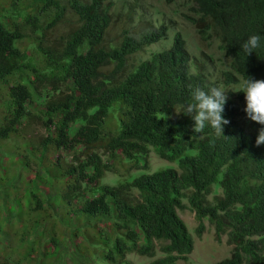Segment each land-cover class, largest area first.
I'll return each mask as SVG.
<instances>
[{"label":"trees","instance_id":"16d2710c","mask_svg":"<svg viewBox=\"0 0 264 264\" xmlns=\"http://www.w3.org/2000/svg\"><path fill=\"white\" fill-rule=\"evenodd\" d=\"M1 1L0 142L29 147L9 163L31 177L17 190L20 175L0 172V264H92V256L94 264H131L128 254L151 259L145 264L186 262L192 238L176 213L183 199L196 235L206 219L231 245L214 264H264V144L255 143L262 126L235 109L238 100L246 106L240 81L264 79V0H188L197 37L216 40L222 54L216 85L198 66L211 57H189L179 34L131 62L164 39L165 27L135 33L122 25L109 38L110 0ZM253 34L260 47L247 55L242 44ZM221 86L230 121L223 136L207 125L193 131L179 106L194 102L195 88ZM34 97L42 103L31 112ZM31 124L46 135L26 138ZM149 150L176 169L146 172ZM134 169L145 172L119 181ZM105 174L120 178L99 184Z\"/></svg>","mask_w":264,"mask_h":264},{"label":"rangeland","instance_id":"374dc122","mask_svg":"<svg viewBox=\"0 0 264 264\" xmlns=\"http://www.w3.org/2000/svg\"><path fill=\"white\" fill-rule=\"evenodd\" d=\"M3 1L0 0V4ZM112 3V11L115 15H112V24L113 30L108 37H113L118 34L121 29L120 26L125 25V28L129 31H135L139 33V30L142 26H149L150 28H159V26H164V39L157 41L155 44H151L146 48H143L141 52L135 54L130 59L131 62L138 63L139 60L147 59L151 53L161 51L164 48H168L170 39L173 34H179L180 37L184 38L186 51L190 57L195 56L200 58V53L202 55L210 56L212 62L215 61L218 57H221L220 51L218 50V43L216 40H212L209 43L202 42L198 40V37L194 31L193 26L189 23L186 17H192V13L188 12V0H110ZM117 9V10H116ZM127 13L131 14V18L128 19L127 23H122L125 15ZM141 25H140V24ZM133 27V29H130ZM58 34V30L54 32L50 37H53ZM116 39V38H115ZM205 61V59H204ZM206 69L216 70L220 67V64L216 62L215 66H211L210 63L205 64ZM47 90H42L39 95H42ZM245 101V98H244ZM42 103V97H37L27 105V108L31 112H36ZM1 116V110H0ZM28 134L25 135L26 138L45 136L46 132L42 127L38 124H31L28 127ZM17 143H20L19 139H11L9 141L0 142V165L4 166L2 170H0L1 175L4 177H14L18 178L20 175L19 182H15V187L17 190L24 187V181L29 179L31 176L27 171H20L19 166L15 165L17 156L24 154V152L29 153V147H25L23 151L22 148H18ZM17 147V148H16ZM101 151V150H100ZM100 153V152H99ZM60 156V154H56L55 157ZM63 156H65L63 154ZM15 161L9 163V160ZM66 160H69L67 156H65ZM102 159L104 157L102 156ZM143 162L146 165V172H152L157 169L162 168H173L176 169V163H170L165 160H162L156 156V154L149 150L145 160ZM31 167V166H29ZM145 171L140 169H134L126 175L121 177L123 181H129L132 177H134L137 173H144ZM120 178L116 175L105 174L104 177L100 180L99 184H110L113 185L114 181L116 183L117 179ZM11 179V178H10ZM8 183L4 182V184ZM3 192L2 190H0ZM16 192V191H15ZM4 193V192H3ZM2 197V194H0ZM208 199L210 198L207 197ZM183 208L181 210H177V215L184 223L187 231L191 235L192 238V251L187 256V261L183 262L181 260H177L174 264H214L222 259L228 258L230 255L231 245L226 243L225 234H219L216 236L214 231V226L210 224L206 219H201L202 229L199 231V234L196 235L197 228V220L195 218V214L193 210H191L187 204V202L183 199L181 201ZM56 230L61 232L63 236L69 237L70 230L69 227H64L63 225L57 224ZM2 237H0V246H3ZM40 247L42 242L39 244ZM159 254H156L155 257H158ZM92 260L97 263L96 257L92 256L90 261L92 264ZM125 260L130 262L131 264H145L149 262L151 259L140 257L134 254H128L125 256ZM62 264H70L68 259H62ZM53 264H59L57 262Z\"/></svg>","mask_w":264,"mask_h":264},{"label":"clouds","instance_id":"9594fccd","mask_svg":"<svg viewBox=\"0 0 264 264\" xmlns=\"http://www.w3.org/2000/svg\"><path fill=\"white\" fill-rule=\"evenodd\" d=\"M260 41V35H250L247 40L243 42L242 49L247 53V55L252 54L254 49L260 47ZM192 57L197 58L195 56ZM220 58L221 57H218L215 61L210 63V65L215 66L216 62ZM197 59L200 60V58ZM207 63L206 59V64ZM198 66L201 67V70H203L207 83L216 85V78L219 77L217 72L218 69L213 71V69H206V67H203L202 64ZM239 87L242 89L241 92L244 94L245 101L244 99L242 101L245 102L246 106L244 107L238 100L237 104L235 103V109H240L239 111H242L244 108L247 118L262 126L255 141L256 145L259 146L264 144V79H255L250 76H245V78L240 81ZM229 92L232 94L230 90ZM227 93L228 91H225L222 86L213 87L208 92H205L200 88H195L192 91V99L194 102L181 104L179 107L181 109V113L190 116L194 121L193 131L197 133L202 132L207 125L214 129L217 135L223 136L224 126L230 123L229 120L224 118V107L228 100ZM235 97V94L231 95L232 99Z\"/></svg>","mask_w":264,"mask_h":264}]
</instances>
